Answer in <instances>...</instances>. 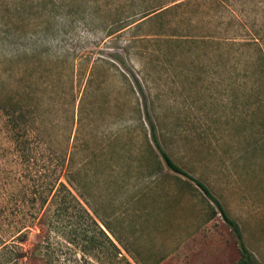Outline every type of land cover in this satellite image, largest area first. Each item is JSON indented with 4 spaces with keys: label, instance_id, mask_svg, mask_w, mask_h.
<instances>
[{
    "label": "rangeland",
    "instance_id": "1",
    "mask_svg": "<svg viewBox=\"0 0 264 264\" xmlns=\"http://www.w3.org/2000/svg\"><path fill=\"white\" fill-rule=\"evenodd\" d=\"M1 106V264H264V0H0Z\"/></svg>",
    "mask_w": 264,
    "mask_h": 264
},
{
    "label": "trees",
    "instance_id": "2",
    "mask_svg": "<svg viewBox=\"0 0 264 264\" xmlns=\"http://www.w3.org/2000/svg\"><path fill=\"white\" fill-rule=\"evenodd\" d=\"M21 108L19 107H9V106H1L0 112L2 115L8 119L10 125L18 126L19 122L24 119L23 111H20ZM151 137L152 142L155 145V149L157 150L159 156L162 158L163 162L167 166L168 169L171 171L188 176L189 175L172 159V157L163 149L160 138L159 132L155 124L151 121ZM196 184L202 189V191L212 200L218 207V210L224 220L232 227L235 231L240 244V251H241V258L243 264H250L253 261V257L251 256L249 250L243 243L242 235L240 233L238 225L231 220L222 204L216 199L210 189L201 181H196ZM63 190L68 194V196L64 197L61 207L62 215H68L70 211H72L71 215L73 216V221H71V230L69 235L71 236V241L73 243H91V247H97V243H106L107 247L114 251H119L117 247V243H121V240L112 233L114 239L108 233V230H111L108 225H105L106 229L101 226V224L94 218V216L90 213L88 208L76 197L74 196L68 188L62 184ZM70 197V199H68ZM111 232V231H110ZM105 245V244H104ZM108 248V249H109ZM1 264V262H0ZM130 264V263H129Z\"/></svg>",
    "mask_w": 264,
    "mask_h": 264
}]
</instances>
